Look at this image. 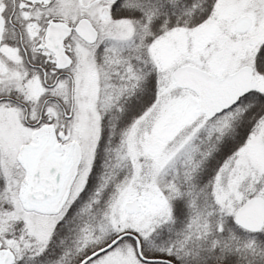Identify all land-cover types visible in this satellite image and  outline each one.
I'll use <instances>...</instances> for the list:
<instances>
[{"label": "snow or ice", "instance_id": "obj_1", "mask_svg": "<svg viewBox=\"0 0 264 264\" xmlns=\"http://www.w3.org/2000/svg\"><path fill=\"white\" fill-rule=\"evenodd\" d=\"M0 264H264V0H0Z\"/></svg>", "mask_w": 264, "mask_h": 264}]
</instances>
